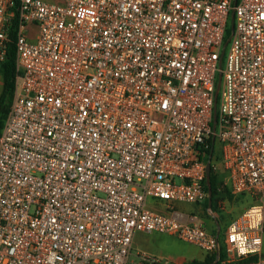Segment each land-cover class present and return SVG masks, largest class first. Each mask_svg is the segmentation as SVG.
Instances as JSON below:
<instances>
[{
	"label": "built area",
	"instance_id": "2783aa9c",
	"mask_svg": "<svg viewBox=\"0 0 264 264\" xmlns=\"http://www.w3.org/2000/svg\"><path fill=\"white\" fill-rule=\"evenodd\" d=\"M15 18L0 264H173L132 254L153 232L264 264V0H0V62ZM212 145L224 186L253 200L223 240Z\"/></svg>",
	"mask_w": 264,
	"mask_h": 264
},
{
	"label": "rangeland",
	"instance_id": "374dc122",
	"mask_svg": "<svg viewBox=\"0 0 264 264\" xmlns=\"http://www.w3.org/2000/svg\"><path fill=\"white\" fill-rule=\"evenodd\" d=\"M225 57L223 56L221 62V68L225 65ZM218 80V78H217ZM2 85V79L0 76V90ZM221 86L218 94V101L220 103ZM220 154L218 151L217 156L212 160V165H220L219 162ZM216 174L218 175L219 182L224 185L226 180V174L223 172L220 166H218ZM223 191V188H222ZM220 197L222 200L219 203V207L222 210L224 217L219 220L220 226L222 228L220 238L223 240L225 236L226 226L235 217L241 214L253 203L250 196H242L238 198H233L232 200L225 198L224 193L221 192ZM178 209L184 212L192 211L195 215H198L205 226L213 229L215 227V222L211 216L204 213V207L202 205L180 203L178 204ZM264 252V247H263ZM132 254H149L159 259L162 262H172L173 264H192L196 261H202L204 256L206 257V252L197 247L194 244L185 242L178 238L176 235H170L166 233L153 232V233H138L135 236ZM204 257V258H205Z\"/></svg>",
	"mask_w": 264,
	"mask_h": 264
},
{
	"label": "trees",
	"instance_id": "16d2710c",
	"mask_svg": "<svg viewBox=\"0 0 264 264\" xmlns=\"http://www.w3.org/2000/svg\"><path fill=\"white\" fill-rule=\"evenodd\" d=\"M18 30V21L15 18L12 24V27L10 28V31L8 32L9 36V43L6 50L5 58L0 62V76L2 79V85L0 90V135L2 133L5 121L7 119V116L10 111L11 103L13 100L14 95V89H15V77H16V34ZM232 30L229 27L227 30V37L226 40L231 36ZM219 104V101L218 103ZM211 153L212 160L217 156L218 150L214 145L211 146V149L209 151ZM220 154V153H219ZM220 159V158H219ZM212 166L209 184L211 187L212 192V205L211 210L214 214H216L219 219L221 220L223 214L221 213V210L219 209V203L222 200L220 197L221 192L224 193L225 198H228L232 200L234 198L233 194L229 190L228 187L224 186L222 183L219 182L218 175L216 174L214 168ZM223 188V191H222ZM208 191V187H207ZM208 201L205 204V208L207 209ZM264 255V252H263ZM225 258V252L222 248L220 251L219 259L217 260L216 256H208L204 261H196L192 264H213L217 261L216 264H222V261H224ZM258 256H249L247 258H243L236 262H229L227 264H248L250 262H253L257 260Z\"/></svg>",
	"mask_w": 264,
	"mask_h": 264
},
{
	"label": "water",
	"instance_id": "95a60500",
	"mask_svg": "<svg viewBox=\"0 0 264 264\" xmlns=\"http://www.w3.org/2000/svg\"><path fill=\"white\" fill-rule=\"evenodd\" d=\"M231 29L233 31V20H232ZM227 42H226V44H227ZM220 84H221V75L219 76V80H218L215 103H217V97H218V91H219V88H220ZM215 122H216V116L214 117V123ZM211 170H212V164H211V161L209 160L207 162V164H206V184H207L208 193H209V198H208V206H209V208H211V205H212V192H211V187H210V184H209ZM216 263H217V261L214 262L213 264H216Z\"/></svg>",
	"mask_w": 264,
	"mask_h": 264
},
{
	"label": "crops",
	"instance_id": "0c3cea01",
	"mask_svg": "<svg viewBox=\"0 0 264 264\" xmlns=\"http://www.w3.org/2000/svg\"><path fill=\"white\" fill-rule=\"evenodd\" d=\"M183 212H184V211H183ZM185 213H186V214H189V213L194 214L192 211H189V212H186V211H185ZM208 228H210V227H208ZM208 256H210V255H209V254H206V257H208ZM204 257H205V256H204ZM204 257H203L202 259H200V260L204 261V260L206 259V257H205V258H204Z\"/></svg>",
	"mask_w": 264,
	"mask_h": 264
}]
</instances>
